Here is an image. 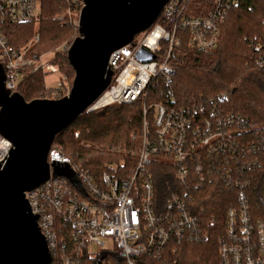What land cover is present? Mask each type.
<instances>
[{
  "label": "built area",
  "instance_id": "1",
  "mask_svg": "<svg viewBox=\"0 0 264 264\" xmlns=\"http://www.w3.org/2000/svg\"><path fill=\"white\" fill-rule=\"evenodd\" d=\"M66 1L64 16L84 6L83 0ZM241 3L169 0L149 29L112 53V82L88 112L143 101L141 149L131 173L105 172L96 177L82 165L73 164L53 142L48 155L50 179L26 192L52 253L51 264H177L180 247L203 242L211 236L210 231L219 236V264H264V217L255 215L247 196L252 182L249 174L258 160L253 142L239 132L242 119L225 115L216 104L178 106L172 93L165 101L146 102L152 87L160 82L171 84L173 52L183 43L201 52L214 51L229 12ZM41 9L42 0H0V62L11 92L18 91L29 72L59 69L45 59L46 54L36 51L39 31L20 47L8 34L9 26L36 21ZM142 49L156 57L141 60L138 54ZM256 65L264 72V53ZM61 87L60 79L55 90ZM11 147L0 134V163L7 159ZM154 162H163L170 169L171 182L164 195L155 186ZM54 163H69L87 194L67 178L54 176ZM205 186L230 192L223 234L217 225L220 207L208 214L205 207L196 206L197 192Z\"/></svg>",
  "mask_w": 264,
  "mask_h": 264
},
{
  "label": "trees",
  "instance_id": "2",
  "mask_svg": "<svg viewBox=\"0 0 264 264\" xmlns=\"http://www.w3.org/2000/svg\"><path fill=\"white\" fill-rule=\"evenodd\" d=\"M67 6L66 0H42L36 21L7 28L13 44L17 47L28 44L37 29L40 31V41L35 47L38 53L63 42L71 43L76 31L67 22L68 18L62 16ZM81 9L78 6L74 12ZM67 52L58 51L54 62L63 71H74ZM263 53L264 0H242L222 25L217 48L205 53L183 43L173 52L171 63L175 72L171 84L160 82L148 90L146 97L147 103L154 104L165 101L172 93L178 106L216 104L225 115L242 119L239 132L244 134L243 139L253 142L254 157L258 160L257 167L249 174L252 182L247 189L248 200L257 217H264V72L256 65ZM46 74L42 71L25 74L18 92L29 101L41 97L45 90H52L44 84ZM142 126L143 101L115 104L84 113L60 132L55 142L66 150L73 164L82 165L96 177L105 172L126 175L134 170L137 162L136 155L128 150L141 149ZM113 147L121 151L112 152ZM151 170L157 190L166 194L171 182L170 169L163 162H154ZM229 194L226 189L216 192L206 186L197 192V207H205L208 214L220 207L217 225L223 228L222 234ZM204 222L211 230L207 217ZM210 235L203 242L182 245L176 257L177 264H219V236L211 231Z\"/></svg>",
  "mask_w": 264,
  "mask_h": 264
},
{
  "label": "water",
  "instance_id": "3",
  "mask_svg": "<svg viewBox=\"0 0 264 264\" xmlns=\"http://www.w3.org/2000/svg\"><path fill=\"white\" fill-rule=\"evenodd\" d=\"M79 35L68 48L75 71L72 89L62 98L27 101L6 88L0 62V134L12 147L0 163V264H51L52 253L32 212L26 192L51 176L49 151L56 136L69 127L106 91L112 82V53L149 29L169 0H83ZM139 58L155 54L142 49ZM52 174L63 176L87 194L71 165L53 164Z\"/></svg>",
  "mask_w": 264,
  "mask_h": 264
},
{
  "label": "rangeland",
  "instance_id": "4",
  "mask_svg": "<svg viewBox=\"0 0 264 264\" xmlns=\"http://www.w3.org/2000/svg\"><path fill=\"white\" fill-rule=\"evenodd\" d=\"M63 13L64 12H62V15H63ZM79 16H80V11L79 12H73V14L71 16L66 15V17L68 18L67 22L71 23L72 24L71 27L74 28V31H76V32L73 31L74 32V38L72 39V42L76 38V36L79 35V32H78ZM36 31H39V29H37ZM72 42L71 43L63 42V43L55 46L54 48H51V49L44 51V52L42 51L40 54L41 55L46 54L45 59L50 60L53 63H55L54 61L56 60V56L58 54V51H61L62 53H64L65 51L68 50V47L72 44ZM74 74H75V71H73L71 69H68L66 72V71H63L61 68L58 69L57 67H53L52 70H50L46 74L45 79H44V84L46 85V87L52 88V90H48V91L45 90V92L39 98L57 99V98H62L65 95H67L70 92L69 90L72 89V85H73V81H74V77H75ZM60 79L62 82L61 90H55V88L58 87V83L60 82ZM59 95H60V97H59ZM29 101H31V99ZM149 104H151V102H149ZM133 135H134V133L132 134V136ZM62 149H63V152L65 153L66 150L63 147H62ZM110 150L112 152H120L121 151V149L117 148V147L116 148L113 147ZM128 151L131 155H136V156L139 152V150L138 151L128 150ZM111 167L115 168L116 166L112 165Z\"/></svg>",
  "mask_w": 264,
  "mask_h": 264
}]
</instances>
